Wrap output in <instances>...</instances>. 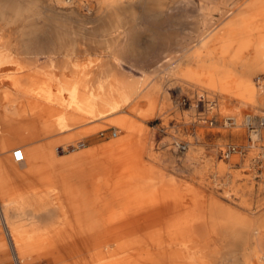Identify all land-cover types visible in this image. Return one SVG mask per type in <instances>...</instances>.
<instances>
[{
	"label": "rangeland",
	"instance_id": "1",
	"mask_svg": "<svg viewBox=\"0 0 264 264\" xmlns=\"http://www.w3.org/2000/svg\"><path fill=\"white\" fill-rule=\"evenodd\" d=\"M248 1L250 0H236L226 5L223 0L217 3L211 0H116L120 13L108 18L100 8L101 0H69L62 8L57 0H2L0 34L8 36L11 43H18V47L7 52L18 53L19 49H23L20 44L22 38L31 44L32 39L41 32V41L44 42L42 46L49 44L57 49V53H67L56 58L64 59L61 62L63 66H67L71 59L75 63L71 70H78L77 74L85 71L93 73L96 68L109 65L117 74L131 81L136 78L137 68L147 72L149 75L144 85L149 92L118 111L140 120L136 114L148 107L154 108L152 114L144 118L146 129H151L149 124L154 127L149 132L150 136L154 132L167 135L158 142L152 138L150 147L155 156L154 161H160V157H168L171 163L177 162L182 167L178 177L171 176L167 185L181 187L187 195V201L195 199L194 187L198 186L201 178L210 185L216 182L231 185L233 182L232 185L237 184L235 186L243 190L245 188L250 202V209L246 214L262 220L258 243L264 245V140L253 142L250 129L246 126L225 128L198 120V117H203L209 110L218 117L223 116V113L237 115L239 109L242 114L264 115V104L242 103L234 88L228 85L215 89L214 94H210L203 85L192 81L182 82L177 75L189 65H194V61L188 66L183 62L193 50L202 52L204 48L207 49L208 44L200 47L202 38L208 36L212 45L222 41L223 37L227 38L229 31L225 23L238 10L243 11L239 19L241 23L244 22V9L248 8ZM221 9H229V14L222 17ZM262 10L264 11V7ZM54 26L62 27V32L47 38L45 33ZM236 34L244 36L243 32ZM2 58L6 59L7 56H0ZM13 58L22 57L15 55ZM173 58L178 61L177 66L171 63ZM112 61L119 64L113 65ZM11 64L13 66L0 67V86L7 71L22 69L18 64ZM131 65L133 70L129 68ZM172 69L176 75L172 74ZM253 76L252 88L260 91L264 103V72ZM207 81L205 77L200 79L203 84ZM202 94L205 97L201 102L204 106L201 107L197 105V99ZM208 106L212 108L208 109ZM114 128L119 131V135L120 128L116 125L110 124L108 128L100 129ZM234 130L242 132L241 142L232 136L222 138L219 142L221 131ZM179 141L189 144L187 154L175 151L174 142ZM238 143L239 147L236 146ZM250 143L257 146L252 157L244 161L249 150H253ZM228 146L236 148L231 151L233 155L225 157L224 151ZM234 154L239 156L238 161L232 159ZM220 163L225 165L223 171L218 169ZM229 184H224L222 188L230 189ZM1 202L3 203L2 200ZM237 202L234 199L227 203L236 212L243 213L244 210L236 206ZM6 214L4 210V215ZM5 217L10 225L7 215ZM11 233L16 240L12 231ZM5 240L6 236L0 226V241L5 243ZM252 242L251 239L245 240L246 245ZM3 250L7 256L0 258V264L16 263L9 249L5 247ZM15 251L21 261L18 264H39L46 256L45 253H40L39 256L37 254L36 257H31L30 253L22 254L19 248ZM92 251V247L85 250L86 253Z\"/></svg>",
	"mask_w": 264,
	"mask_h": 264
},
{
	"label": "crops",
	"instance_id": "2",
	"mask_svg": "<svg viewBox=\"0 0 264 264\" xmlns=\"http://www.w3.org/2000/svg\"><path fill=\"white\" fill-rule=\"evenodd\" d=\"M262 7L264 6L247 10V16L244 17V36L236 34L240 32H234L233 37V48L241 40L248 43L243 59L241 56L232 58L233 70L240 72V61L244 60V73L249 74L252 79L254 74L264 72ZM209 40L201 58L204 61H223L218 59V53L209 51L214 46ZM8 50L10 49L0 52V56H7L6 59H0V67L13 66L11 63H15L22 69L16 72L7 71L0 86V115L4 117L0 116V157L7 154L11 158L12 151L20 148L23 160H15L20 173L4 174L0 178V226L6 236L5 243L0 241V258L7 256L3 250L7 247L16 261L13 264H18L15 249L20 246L33 247L37 242L36 239L30 240L28 233L42 232L50 236L57 231L87 228L92 221L105 214L148 210L136 207L138 202L152 197L148 186L144 185L137 190L136 182L125 180L132 165L139 162L143 163L142 168L153 167L154 175L159 177L156 183L159 187L166 186L171 176L178 177L182 167L177 162L171 163L168 157H160V161H154L149 156L151 147L147 148L148 145L151 146L152 138L158 142L167 135L154 132L150 136L149 132L154 127L148 124L151 129H147L145 138L138 136V130L145 125V120L137 114L140 120L133 118V129L121 132L122 139L119 142L115 141L117 135H112L113 130L117 131L115 128L92 130L106 118L103 100L99 99L101 90L95 86L88 89L91 101L78 94L73 101L70 99L64 81L74 80L75 73L71 67L75 63L70 59L69 64L63 66L61 62L64 59L56 58L67 53H57V49L53 48H23L18 53H8ZM15 55L22 58L15 59ZM222 59L228 60L229 56L225 55ZM191 61H194V65H189ZM183 62L189 65L185 71L190 69L194 74L202 75L195 57L184 59ZM17 83L19 88L15 87ZM227 85L235 87L232 80ZM13 100L19 105L23 120L19 121V117L15 119L13 115L2 110L3 104H9ZM89 104L93 105L96 114H87ZM120 113L122 112L118 111L109 116ZM85 129L88 131L84 132ZM79 141L83 145L75 148L74 144ZM24 149L28 150L26 160ZM75 152L81 153L76 156ZM116 159L121 161L118 163ZM133 167L136 172L135 166ZM145 171L146 169L143 174ZM109 174L120 175L118 184L113 185L115 178H112L109 185H106L105 175ZM5 209L15 218L16 228L11 223L10 228L5 219ZM11 231L16 240L13 239ZM80 246V242L51 246L45 252V259L39 264H82L89 253L85 249L76 250ZM58 247L75 251H67L63 255V251L57 250ZM30 254L31 257L37 256L35 252Z\"/></svg>",
	"mask_w": 264,
	"mask_h": 264
},
{
	"label": "bare ground",
	"instance_id": "3",
	"mask_svg": "<svg viewBox=\"0 0 264 264\" xmlns=\"http://www.w3.org/2000/svg\"><path fill=\"white\" fill-rule=\"evenodd\" d=\"M211 1L217 3L222 0ZM231 1L234 2L236 0H223L226 5H229ZM68 2L69 0H57L60 8ZM247 3L246 7L248 8L244 9V17L247 16L248 9L255 10L260 6H264V0H250ZM100 8L103 11V15H106L108 18L115 17L120 13L119 7L116 6V0H101ZM229 11V9H221V16H227ZM241 13L243 11L238 10L225 23V27L229 31V36L227 38L223 37L222 41H219V43L209 50L218 53V59L223 61H204L201 58L202 52H192V54L187 56V60L195 57L197 66L202 70V76L196 75L190 69H187L185 72L177 74L178 79L182 82L192 81L203 85L210 94H214L215 89L225 88L224 86L232 80L235 86L234 92L240 97L242 103H250L252 105L256 103L264 104L260 91L258 92V90L252 88V78L249 74L244 73V60L240 61L242 63V70L240 72H236L232 67V58L241 56L243 59L244 50L248 45V43H244V40H241L238 46L233 48L234 32L239 31L244 33V22L241 23L239 19L242 17ZM62 29V27L58 26L51 27L45 33L46 37H54L56 34H60ZM41 34L40 32V35L34 37L31 44H28L22 38L20 42L22 45L21 48L54 49V46H50L49 44H45L48 46H42L44 42L41 41ZM43 38L45 37L43 36ZM209 39L208 36L202 38L200 40V47L206 46ZM13 47H18V43H11L8 36L0 34V52L4 49H12ZM225 55L229 56L228 60L222 59ZM64 62L66 63L67 59ZM112 63L113 65L119 64L116 61H112ZM171 63L175 64L174 66L178 65V61L174 58L171 60ZM132 66L129 67L131 70H133ZM156 71L158 70L156 69ZM171 71L173 75H176L173 69ZM74 72V80L67 79L64 81V86L69 92V97L72 101L77 94L91 101L88 95V89L91 86L98 87L101 90L99 99L103 100V110L106 118L104 122L97 124L92 130L96 131L100 128H108L112 124L120 128V133L124 130L131 131L133 129L132 125L134 124L132 116L124 113L115 116L109 115L118 112L122 106L131 105L135 99L145 95L147 91L149 92V89H145L147 87L144 85L149 74L137 68L136 78L130 81L128 78L117 74L109 65L99 67L95 74L88 71L77 74L78 70H74ZM201 77H205L208 80L206 84L200 82ZM15 87L19 88L20 86L17 83ZM203 93L206 95L205 92ZM204 95H199L197 99L198 106H204L201 103L204 101ZM1 107L4 112L13 115L12 117H15V119L19 117V121L23 120V115L20 117L19 105L14 103V100L9 104H3ZM88 108L89 111L87 114H96L92 104H89ZM209 108H212V106H208ZM153 109V107H148L140 111L138 116L144 119L145 116L152 114ZM216 109L219 108L216 106ZM236 112H238L237 109ZM241 112L239 109L238 116L223 113V116L218 117L212 110H209L204 113L203 117H198V120L217 127L228 128L229 126H235L236 128H242L246 126L250 129L253 142L263 141L264 130L261 129L264 128V115L242 114ZM0 116L4 118L2 115ZM81 119L83 120L84 118ZM86 131L88 130L85 129L84 132ZM138 131V136L145 138L146 126H141ZM118 132L117 130L114 135L112 134L113 136L117 135L116 142L122 139V135H118ZM219 135L221 136L219 142L222 138L228 136L236 138L238 142L242 141V132L238 130L229 132L221 131ZM79 142L74 144L75 148ZM181 143H183L182 148L180 147ZM239 145L240 143L236 144L238 147ZM250 145L253 146V150H249L247 158L244 161H248L252 157L253 151L257 146L255 143H250ZM148 146L147 149H150V145ZM188 146V143L186 145L184 142H174L175 151L179 153H185L188 150ZM236 146H231L234 147V151ZM26 151L28 150L24 149V160L27 157ZM75 153L74 155L77 156L81 152ZM224 155L225 157L233 155L231 154L230 146L225 149ZM149 156L154 160L155 156L150 151ZM232 159L238 161L239 156L234 154ZM109 160L114 162L112 157H109ZM116 161L119 163L121 160L116 159ZM133 166H135L136 172H134ZM142 167L143 163L139 162L132 165L130 174L127 175L128 177H125V180L136 182L138 184L137 190L141 189L144 185L148 186L152 197L147 201L138 202L136 205L137 208H146L148 210L138 209L137 211H121L105 214L98 220L95 219L92 221L91 223L93 225L91 224L87 228L57 231L56 233H51L50 236L47 233L31 232L27 236L30 240H37L34 244L35 246L28 248L20 246L18 247L20 252L22 254L35 252L39 256L40 253L44 254L46 251H49L51 246H59L67 242H80L81 246L76 250H86L89 247L93 249L84 258L82 264H264V245L258 243V234L262 220L246 214L250 209V202L247 199L245 188L244 190L240 189L235 186L237 184L232 185L233 182H231V185L227 182H222V184L216 182L210 185V183L205 182L201 178L198 186L194 187L195 199L193 198L194 200L187 201L185 199L186 194L181 187H169L168 185L159 187L156 184L159 177L154 175L153 167ZM224 168L225 165L221 163L218 165L219 171H223ZM145 169V174H143V170ZM18 173L20 171L15 164L12 153L11 158L7 154L2 155L0 157V178L4 174L16 175ZM105 178L106 185H109L112 178H115L113 185H116L118 184L120 175L109 174L105 175ZM224 184H229L230 189L222 188ZM234 199H237L236 206L243 209V213L236 212L228 205L227 202ZM5 213H7V219L12 227L16 228L14 225L15 218L10 216L8 209H5ZM250 239L253 242L250 245H246L245 240ZM57 250L63 251V255L67 251H75L74 249H68L66 247L62 249L58 247ZM0 251L2 250L0 249ZM15 257L17 262L20 263L21 261L18 260L19 257H17V254Z\"/></svg>",
	"mask_w": 264,
	"mask_h": 264
},
{
	"label": "built area",
	"instance_id": "4",
	"mask_svg": "<svg viewBox=\"0 0 264 264\" xmlns=\"http://www.w3.org/2000/svg\"><path fill=\"white\" fill-rule=\"evenodd\" d=\"M112 134H113V135L115 134V131H114V130L112 131ZM81 145H83V143H82V142H79V143H78V146H81ZM78 146H76V147H78ZM74 147H75V146H74ZM180 147H181V148L183 147V143H181ZM232 150H234V147H231V146H230V151H232ZM12 155H13V157H14V159H15L16 161H22V160H23V155H22V152H21V149H20V148H15V149L12 151Z\"/></svg>",
	"mask_w": 264,
	"mask_h": 264
}]
</instances>
